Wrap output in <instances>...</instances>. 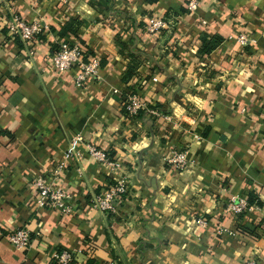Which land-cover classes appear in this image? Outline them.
<instances>
[{
    "label": "crops",
    "instance_id": "crops-1",
    "mask_svg": "<svg viewBox=\"0 0 264 264\" xmlns=\"http://www.w3.org/2000/svg\"><path fill=\"white\" fill-rule=\"evenodd\" d=\"M188 1L0 0V264H60L65 251L71 264H264V0H199L195 13ZM13 15L49 28L33 53L8 34ZM150 16L175 23L151 35ZM70 21L76 32L61 37ZM203 36L222 42L201 54ZM64 40L98 60L97 78L79 87L77 69L49 65ZM133 90L165 113L128 118ZM77 137L121 167L85 153L78 174ZM177 150L182 172L168 162ZM61 163L69 213L38 206L33 187ZM119 179L130 191L118 213L91 209ZM233 197L259 204L236 216ZM25 227L20 251L9 236Z\"/></svg>",
    "mask_w": 264,
    "mask_h": 264
},
{
    "label": "built area",
    "instance_id": "built-area-1",
    "mask_svg": "<svg viewBox=\"0 0 264 264\" xmlns=\"http://www.w3.org/2000/svg\"><path fill=\"white\" fill-rule=\"evenodd\" d=\"M62 4L67 5L70 0H60ZM199 7V0H189L187 9L190 13H195ZM173 28L171 19L159 17H150L148 19L147 31L151 35H159L164 31H170ZM8 34L12 38L19 39L33 53V48L39 41V36L46 34L49 28L42 23H28L17 15H13L6 24ZM239 41L243 45H247L248 37L245 34L239 36ZM85 49L79 44L71 41H62L58 44V49L50 56L49 65L56 71L67 72L77 69L76 84L81 87L89 78H97L99 73V62L96 59L86 61ZM125 107L130 115V119H136L139 112L148 110L147 104L142 100L138 92H131L126 97ZM153 116H159V112L150 111ZM83 142V138L77 137L72 143V148L68 151L67 157H72L76 161V171L81 174L78 166L81 159L85 157V153L78 148V143ZM87 153L94 157L99 163L107 166L114 171L121 167V163L110 159L106 152H103L91 145H87ZM86 153V154H87ZM174 170L182 172L188 167L187 151H175L173 157L168 161ZM65 164H59L53 171L45 175L38 176L34 180L33 187L37 193V204L40 207L48 209H63L64 213H69L66 206L67 194L61 186V179L66 173ZM129 184L124 179H119L115 185L97 195L90 202V208L99 211L105 215H113L118 213L119 206L126 200L129 194ZM251 207L245 198L233 197L227 204V211L236 216L246 213ZM201 225H205L206 221L201 220ZM31 233L28 228H21L14 231L9 236V243L20 251H27L31 246ZM53 258L60 264H71L73 255L70 252H55ZM116 264V263H110ZM247 264H255L251 261Z\"/></svg>",
    "mask_w": 264,
    "mask_h": 264
},
{
    "label": "trees",
    "instance_id": "trees-1",
    "mask_svg": "<svg viewBox=\"0 0 264 264\" xmlns=\"http://www.w3.org/2000/svg\"><path fill=\"white\" fill-rule=\"evenodd\" d=\"M152 1L153 2H157L158 0H152ZM165 18L167 20L170 19V17H165ZM174 23H175V21H173V25H174ZM76 24H78V23L76 22ZM72 25H74V22H72V21H70L68 24H66L62 28V30L60 31V36L61 37H67V36H70V35H74V33L76 31L72 30V28H71ZM146 26H148V23H147ZM146 30H147V27H146ZM42 36L43 35L39 36V38H42ZM221 42L222 41L220 39H218V38L209 39L208 36H203L202 37L203 46L201 48V54H206V55L211 54V52H213L214 50H216L219 47V45H220ZM82 47L85 48V46H82ZM52 49H53L52 50V54H53L58 49V44H56L55 46H53ZM85 54H86V61H88L89 60V58H88L89 57L88 56L89 54L86 51H85ZM132 57H133V61L131 62V65H130V68H129V73H128L127 78H126V82L132 77V75H134V73H136V70H137V67H138V62L135 59V55H133ZM133 93H135L134 90H133ZM123 108H124V113L126 114V116L128 118H131L130 115H129V113L126 110L125 103H124V107ZM150 111H156V112H159V113H165L160 106H148V110H142V111H140L139 114H138V116L136 118L143 119L148 114H150ZM108 157L110 159H113L114 158L113 156H110V155H108ZM112 185L114 186L115 183H112ZM108 189H110V188H108ZM247 202H248L249 207H254L255 205H258L259 204V202L257 200H255V199H253V198L249 199V201H247ZM87 264H96V261L90 259V260L87 261Z\"/></svg>",
    "mask_w": 264,
    "mask_h": 264
},
{
    "label": "rangeland",
    "instance_id": "rangeland-1",
    "mask_svg": "<svg viewBox=\"0 0 264 264\" xmlns=\"http://www.w3.org/2000/svg\"><path fill=\"white\" fill-rule=\"evenodd\" d=\"M151 17V16H150Z\"/></svg>",
    "mask_w": 264,
    "mask_h": 264
}]
</instances>
